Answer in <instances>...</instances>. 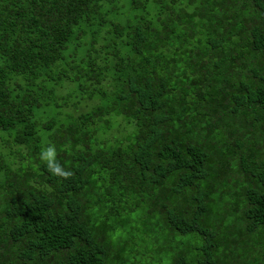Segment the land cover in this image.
<instances>
[{
    "label": "trees",
    "instance_id": "1",
    "mask_svg": "<svg viewBox=\"0 0 264 264\" xmlns=\"http://www.w3.org/2000/svg\"><path fill=\"white\" fill-rule=\"evenodd\" d=\"M0 264H264V0H0Z\"/></svg>",
    "mask_w": 264,
    "mask_h": 264
},
{
    "label": "clouds",
    "instance_id": "2",
    "mask_svg": "<svg viewBox=\"0 0 264 264\" xmlns=\"http://www.w3.org/2000/svg\"><path fill=\"white\" fill-rule=\"evenodd\" d=\"M39 158L46 163L47 168L52 173L65 176L69 174L56 159V149L53 145L44 146L39 153Z\"/></svg>",
    "mask_w": 264,
    "mask_h": 264
},
{
    "label": "rangeland",
    "instance_id": "3",
    "mask_svg": "<svg viewBox=\"0 0 264 264\" xmlns=\"http://www.w3.org/2000/svg\"><path fill=\"white\" fill-rule=\"evenodd\" d=\"M52 113H53V111L50 109V110H48L47 115L50 116V115H52ZM60 117H62V116H60Z\"/></svg>",
    "mask_w": 264,
    "mask_h": 264
}]
</instances>
